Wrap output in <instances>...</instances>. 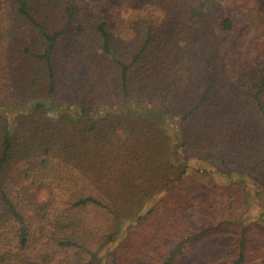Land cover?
Wrapping results in <instances>:
<instances>
[{
  "label": "trees",
  "instance_id": "16d2710c",
  "mask_svg": "<svg viewBox=\"0 0 264 264\" xmlns=\"http://www.w3.org/2000/svg\"><path fill=\"white\" fill-rule=\"evenodd\" d=\"M128 1L163 20L135 18L126 37L77 0H0V264L264 255L251 183L217 195L173 159L176 141L220 173L243 170L264 201V5ZM65 69L75 100L60 98Z\"/></svg>",
  "mask_w": 264,
  "mask_h": 264
},
{
  "label": "rangeland",
  "instance_id": "374dc122",
  "mask_svg": "<svg viewBox=\"0 0 264 264\" xmlns=\"http://www.w3.org/2000/svg\"><path fill=\"white\" fill-rule=\"evenodd\" d=\"M245 2L258 8L264 5V0H225L224 2H222V4L225 8L229 9ZM77 3L78 7L84 8V10L91 17L97 20L108 21L109 24L114 27L117 32L126 37L130 36L131 23L135 18L147 16L157 23L161 22L164 18V12L158 6L148 5L142 9H134L130 7L128 0H77ZM81 29L82 26L79 23L72 26L70 30L71 34L68 36L69 44L72 42L74 36L81 31ZM19 56L21 55L17 54V57ZM60 76L61 82L64 86L63 90L60 93V98L62 100L71 101L80 97L81 94L76 91L73 84H70L66 69L63 70ZM33 103L34 101H28L22 108H20V110H23L24 112L31 111L33 109ZM68 111H72L74 113L77 112L76 109H73L71 107L68 109ZM13 117L15 118V114H13ZM170 127L171 126H167V131L172 134L173 131ZM173 159L176 170L187 166L189 172H191L192 170L202 171L207 181L212 182L219 187L217 195H220V193L223 191L222 188L228 187L235 181L243 180L250 182L251 205L248 209V213L251 214L252 218H260L264 221L263 198L261 195L254 196V189H256L257 187L254 183H259L256 178L254 179L243 170H231V172L225 174H223V172L220 173L214 166L204 161L203 159L192 156L191 154L185 153L184 151L180 150L176 141L173 148ZM172 185L173 184L168 186L166 189H170ZM158 196L159 193L154 195L153 199L155 200V198H158ZM212 203H214L213 200L211 204ZM96 218L102 219L100 218V216H97ZM210 237L213 238V236L211 235ZM194 251L195 249L192 253H194ZM246 264H264V255Z\"/></svg>",
  "mask_w": 264,
  "mask_h": 264
}]
</instances>
